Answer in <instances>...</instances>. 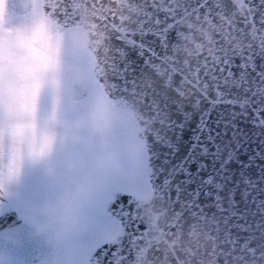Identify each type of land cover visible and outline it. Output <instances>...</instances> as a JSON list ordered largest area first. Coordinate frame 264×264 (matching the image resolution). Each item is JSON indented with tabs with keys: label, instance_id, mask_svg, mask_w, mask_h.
Here are the masks:
<instances>
[{
	"label": "snow or ice",
	"instance_id": "obj_1",
	"mask_svg": "<svg viewBox=\"0 0 264 264\" xmlns=\"http://www.w3.org/2000/svg\"><path fill=\"white\" fill-rule=\"evenodd\" d=\"M149 35L163 50L162 86L196 90L210 68L228 67L229 51H264V13L251 0H0V212L17 206L23 223L6 238L27 231L40 264H84L97 233L112 231L113 197L141 198L121 170L147 172L148 150L138 164L122 148L115 114L127 100L112 99L107 70L121 54L113 39L137 48ZM173 227L149 222L155 235L141 238L136 264L161 243L175 253Z\"/></svg>",
	"mask_w": 264,
	"mask_h": 264
},
{
	"label": "water",
	"instance_id": "obj_2",
	"mask_svg": "<svg viewBox=\"0 0 264 264\" xmlns=\"http://www.w3.org/2000/svg\"><path fill=\"white\" fill-rule=\"evenodd\" d=\"M251 2L257 16L264 13L262 0ZM150 31L159 35L148 23ZM136 40L139 45L141 37ZM111 43L121 54L107 80L115 86L112 99L127 100L122 109L137 125L134 136L144 155L148 150L149 193L113 197L108 208L119 230L90 249L87 264H136L141 238L155 235L149 222L172 224L179 236L175 253L161 243L149 252L148 264H177V257L183 264H264V51H229L228 67L210 68L204 86L193 90L162 86L153 69L163 50L151 35L137 48ZM22 223L15 204L5 201L0 254L39 263L42 249L27 231L6 238Z\"/></svg>",
	"mask_w": 264,
	"mask_h": 264
},
{
	"label": "rangeland",
	"instance_id": "obj_3",
	"mask_svg": "<svg viewBox=\"0 0 264 264\" xmlns=\"http://www.w3.org/2000/svg\"><path fill=\"white\" fill-rule=\"evenodd\" d=\"M115 118L118 119L124 128V132L121 136L120 143L122 148L129 154L130 157L140 164L144 156L142 147L140 146L138 140L134 136L135 129L137 125L133 118L123 109L115 114ZM121 178L127 183V187L135 191L139 195H146L149 192L144 172H140L136 177L128 173L125 170H121ZM118 224L112 219V231L109 233H97L93 238L91 248L100 240L114 235L118 231ZM90 248V249H91ZM0 264H40L39 263H22L18 262L8 256L0 254ZM87 264V259L84 261Z\"/></svg>",
	"mask_w": 264,
	"mask_h": 264
},
{
	"label": "flooded vegetation",
	"instance_id": "obj_4",
	"mask_svg": "<svg viewBox=\"0 0 264 264\" xmlns=\"http://www.w3.org/2000/svg\"><path fill=\"white\" fill-rule=\"evenodd\" d=\"M15 207H17V206L15 205Z\"/></svg>",
	"mask_w": 264,
	"mask_h": 264
}]
</instances>
